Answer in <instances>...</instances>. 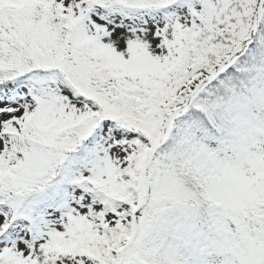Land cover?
Returning <instances> with one entry per match:
<instances>
[{"label":"snow or ice","instance_id":"snow-or-ice-1","mask_svg":"<svg viewBox=\"0 0 264 264\" xmlns=\"http://www.w3.org/2000/svg\"><path fill=\"white\" fill-rule=\"evenodd\" d=\"M0 264H264V0H0Z\"/></svg>","mask_w":264,"mask_h":264}]
</instances>
